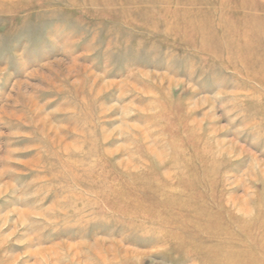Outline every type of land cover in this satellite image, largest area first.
<instances>
[{"label":"rangeland","instance_id":"obj_1","mask_svg":"<svg viewBox=\"0 0 264 264\" xmlns=\"http://www.w3.org/2000/svg\"><path fill=\"white\" fill-rule=\"evenodd\" d=\"M0 264H264V0H0Z\"/></svg>","mask_w":264,"mask_h":264}]
</instances>
